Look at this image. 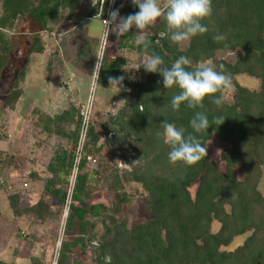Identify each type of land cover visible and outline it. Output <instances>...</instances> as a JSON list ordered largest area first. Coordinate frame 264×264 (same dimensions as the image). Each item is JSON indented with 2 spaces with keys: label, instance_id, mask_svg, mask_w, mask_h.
I'll return each instance as SVG.
<instances>
[{
  "label": "trees",
  "instance_id": "trees-1",
  "mask_svg": "<svg viewBox=\"0 0 264 264\" xmlns=\"http://www.w3.org/2000/svg\"><path fill=\"white\" fill-rule=\"evenodd\" d=\"M127 1L116 0L114 6L122 17L138 9ZM80 3L81 0H0V78L8 56L17 48L14 37L9 39L7 32H15L17 25L27 20L51 32L49 23L57 22L64 13L67 20L72 19ZM203 23L207 33L193 37L182 50L180 44L169 39L161 16L147 28L148 53L160 55L169 67L180 56H186L192 61V70L201 62L214 60L218 51L241 50L242 57L234 63L213 61L217 70L224 65L234 90L231 100L223 99L219 108L206 97L202 109L182 104L173 111L171 100L179 89L164 88L159 73L143 68L138 71L140 80L128 81L122 59H103L99 85L110 88L108 78L122 76L123 89L118 91L125 102L117 117L88 127L85 149L100 152L104 148L101 138L112 133V144L127 145L125 152L144 163L140 160L132 171L114 170L104 177L106 190L114 198L113 204L107 206L89 203L91 174L85 158L81 161L64 227V236L71 239L62 240L56 264H82L75 259V249L83 252L87 248L92 249L94 264H264V196L258 190L264 167V0H212V16ZM217 34L226 39L217 42L213 39ZM135 35L134 30L122 35L120 48L132 46ZM136 48L144 55L143 45L137 43ZM42 52L41 37L36 36L29 46L28 58ZM26 66L24 63L17 71L11 89L5 93L4 103L10 110L20 98L19 84ZM240 76L257 80L258 87L241 85ZM196 111L208 116L211 127L205 132L194 133L190 128L189 121ZM220 116L225 118L224 123L215 125L213 119ZM81 119L78 109L70 105L60 114L45 116L41 126L48 135L68 139L74 146ZM163 121L185 128L186 134L196 135L205 147L211 139L227 145L220 156L223 167L208 154L193 166L171 163L169 146L157 136L163 131ZM69 126L74 129L68 130ZM3 138L0 134V143ZM9 159L0 149V170L8 166ZM73 160V152L58 145L46 165L49 176L44 179L42 193L60 206L66 203ZM29 177L42 181L35 172ZM127 183L143 188L144 212L150 215L144 223L129 226L124 215L131 200ZM193 185L197 186L194 195L190 192ZM6 199L15 216L48 213L49 206L42 200L22 209L19 194H9ZM240 236H245L243 242L232 249L234 238ZM0 264L11 263L0 259ZM31 264L42 263L33 257Z\"/></svg>",
  "mask_w": 264,
  "mask_h": 264
},
{
  "label": "rangeland",
  "instance_id": "rangeland-1",
  "mask_svg": "<svg viewBox=\"0 0 264 264\" xmlns=\"http://www.w3.org/2000/svg\"><path fill=\"white\" fill-rule=\"evenodd\" d=\"M65 17L66 14L64 13L60 20L65 19ZM70 25L71 24H65L64 30L72 29ZM55 27H53L51 31L57 34L61 28L59 27L60 29L57 31V27ZM92 27V30L95 31L92 32L98 37V43L94 51L93 59L89 65H87V63H89L87 61L81 65L84 58L76 60V57L79 55L78 52L76 53L75 49L77 41L72 43V48L70 49L72 52L68 53L70 56L68 61H71L68 62V64L70 63V66L75 65V69L72 68L71 71H68V65L58 68L54 64V60L51 65L49 63L51 81L56 82L54 87L61 96V99L57 100V102L59 101L61 104H57L56 106L49 105L51 113L63 111L67 103L75 105L79 112H82L86 107V99L90 94L93 78L95 76L92 72L100 53V39L102 36L101 24L98 28L96 24H93ZM60 31L58 34H60ZM145 31L148 36V29ZM38 32L40 33L37 34ZM6 35L9 39L14 37L17 48L8 56V62L4 66L0 78V134L4 136L0 144V149L5 151L10 158L8 160V166L0 170V259L11 264H31V258L35 257L38 258L42 264H56L55 253L58 242L71 239L64 236L65 220L68 211L66 212L65 205L60 206L51 196L42 193V190L44 179L49 176L46 171V165L55 147L61 145L74 154L75 145L73 146L68 139H61L56 135H48L42 130L41 121L48 115L42 113L39 108L33 111H31V109L24 110L20 105L16 106L15 104L13 110H10L5 105V95L11 89V84L15 79L17 71L26 63L28 48L31 42L36 36L44 38L45 31L43 32L41 30V27L36 21L27 20L25 22H20L15 32H7ZM121 37L122 36H117L115 32H110L108 37L109 44L104 46L101 55L102 61L106 57L108 59H122L125 65V78L128 81L140 80L142 76L138 75V71L144 68L142 65L145 62V56L137 52V36L135 35L132 46L128 45V48H120ZM160 37L162 36L160 35ZM50 39H52V36L44 38L42 44L43 46H49L51 50L53 49L51 48L53 41ZM187 46L188 42L180 44L182 50L186 49ZM48 55H50V53ZM241 57V50L233 52L218 51L215 54L214 60L211 61L222 59L228 63H234ZM37 63L38 62L35 60V67L33 66L31 68V72L27 78V85L30 79L33 83H39L40 81V79L38 80L40 76L38 72L39 69H37L38 67L36 66ZM70 74L72 77L75 76L78 81H87V91L83 99H79L78 97L79 90L76 89L73 92L64 85V82L68 80ZM238 81L241 85L252 89H256L259 84L257 80L250 79L246 76H240ZM20 86L21 83L19 84V87ZM233 91V89L228 91L224 95V99L231 100ZM128 92L129 90L126 89L125 93ZM96 96L97 99L90 114L91 126L101 125L102 122H107L109 119L117 117L123 103L117 105L123 98L115 86L104 88V90H96ZM46 105L48 106V104ZM73 129V126H69L68 128L70 131ZM113 139L114 134L107 133L105 138L103 137L101 139L104 148L100 152H88L85 149L86 155H90L97 159L96 164L88 163L85 160L87 163L86 169L91 174L89 185L92 189V193L89 203H102L111 206L114 202V198L113 194L106 190V185L103 181L104 177L114 170L132 171L133 166L137 165L140 160L141 163H144L143 159H136L132 155H129L127 151L125 152L124 149L128 147L127 145L112 144ZM226 146L227 145L215 139H211L206 144L207 154L211 160L221 168L223 167L220 161L221 151ZM32 171L41 174L42 181H32L29 177V173ZM238 173L240 175V171ZM71 176L70 173L66 184L68 193L73 182ZM24 183L27 184L26 188L23 186ZM196 189V185L190 188L192 195L195 194ZM126 190L131 195L130 203L124 209V215L128 217L129 226L144 223L150 218V215L144 212L142 186L136 183H127ZM258 190L264 196V167L262 168V176L258 184ZM15 193L20 196L19 203L22 209H27L39 200H42L49 206L48 213H42L41 216H36L32 213L15 216L10 210L6 199L7 195ZM244 237L245 236L234 238V243L231 246L232 249L241 244ZM75 252L77 254L75 259L79 260L82 264H94L91 248H87V250L83 252H79L78 249H75Z\"/></svg>",
  "mask_w": 264,
  "mask_h": 264
},
{
  "label": "clouds",
  "instance_id": "clouds-1",
  "mask_svg": "<svg viewBox=\"0 0 264 264\" xmlns=\"http://www.w3.org/2000/svg\"><path fill=\"white\" fill-rule=\"evenodd\" d=\"M139 11L127 16H120L119 9L110 11L108 19H101L103 28V43L109 44L110 32L117 36L127 34L131 29L137 30V43L143 45L145 62L143 67L146 72L159 73L163 80L164 88L176 87L179 89L171 100V108L178 111L182 104L189 109L203 108L205 98H211V102L221 107L224 95L233 89L230 74L226 73L224 65L217 66L211 61L201 62L192 70V61L186 56H180L171 66L165 65L163 58L155 53L149 54V42L146 29L154 24L158 18L164 17L169 39L174 44L190 42L193 37L207 33L208 27L205 20L212 16V0H167L166 8L162 9L159 0H131ZM96 17L92 21H95ZM217 42L226 39L223 34L213 37ZM102 68V57H97L92 73L95 75L93 90L87 96L86 109L91 113L97 99L96 90H104L99 83V72ZM109 85L115 86L119 91L123 89V77H109ZM125 102L121 100L117 103ZM225 121L223 116L215 117L213 123L222 125ZM190 128L194 133L207 131L211 125L208 116L203 111H196L189 121ZM162 132H157L166 145L169 146L168 159L171 163H183L193 166L207 155V147L192 133L186 134V129L177 127L174 123L163 121ZM102 139V138H101ZM211 143V142H210ZM209 143V144H210ZM240 179V178H237Z\"/></svg>",
  "mask_w": 264,
  "mask_h": 264
},
{
  "label": "crops",
  "instance_id": "crops-1",
  "mask_svg": "<svg viewBox=\"0 0 264 264\" xmlns=\"http://www.w3.org/2000/svg\"><path fill=\"white\" fill-rule=\"evenodd\" d=\"M159 2L161 4L162 9H164L167 5V0H159ZM127 3L132 4L131 0H128ZM137 11H139V9H137ZM100 13H101V6L97 0H81L80 6L72 19L67 20L65 17V19H61V20L59 19L60 22L58 20L57 22L49 23V27L53 28L56 26L57 28L56 27L55 28L57 31L61 28L60 29L61 31L59 30L60 34H58L59 31L58 33L56 32L57 34H54V32L52 31L51 32L45 31L44 38L48 36H52V39L50 40L53 41L51 47L53 49L50 50L49 46L47 47L44 45L43 48L45 47L46 49L44 48L43 52L40 54H31L28 58V53H27L28 60H26V63L27 62L28 63L26 66L24 78L20 86L21 95L16 103V106L20 105L24 110L31 109V111L39 108V110L42 113L50 117L62 113L64 110L69 108L70 105L75 107V105L67 103L66 104L67 108L65 107L63 111H60L58 113L50 112L49 105L56 106L57 104H61V102L59 101L57 102V100L61 99V96L54 87V84L56 82L51 81L50 78V74H49L50 65L53 63L54 60V64L58 68L68 65L67 66L68 71H71L72 68L75 69L76 68L75 65L70 66L69 65L70 63L68 64V62H71L68 61L70 58L68 53L72 52L70 49L72 48V43L75 41H77L76 42L77 44L75 45L76 53L78 52L79 54L76 57V60L77 59L81 60L82 58H84V60H82L83 62L81 63V65L85 61L89 62L87 63V65L91 63V60L93 59L94 56V51L98 43V37L96 36V34L92 32L94 31L92 30L93 28L92 26L93 24H96L97 28L100 26ZM94 17H96V20L92 21ZM65 24H71L70 26H72V29L64 30ZM131 30H134L137 33V30L135 28ZM39 33L40 32H38L37 34ZM44 38H41V41H43ZM49 53L50 55H48ZM35 60L38 62L36 64L38 68L37 67L36 68L39 69L38 72L40 77L38 78V80L40 79V81L39 83H33L30 79L29 84L27 85V78L29 73L31 72V68L34 66ZM86 84H87L86 80L78 81L76 80L75 76L72 77L71 74L68 80L64 82V85H66V87H68V89L72 90L73 92L76 89L79 90V95H78L79 99H83L86 95V91H87ZM45 103L48 104V106ZM35 173L39 177H41V174H38L37 172ZM31 180L34 182H39V180H33V179Z\"/></svg>",
  "mask_w": 264,
  "mask_h": 264
},
{
  "label": "built area",
  "instance_id": "built-area-1",
  "mask_svg": "<svg viewBox=\"0 0 264 264\" xmlns=\"http://www.w3.org/2000/svg\"><path fill=\"white\" fill-rule=\"evenodd\" d=\"M99 4L101 6L100 24H101V27H102V36H101V39H100L101 41L100 42H101L102 46L100 45L101 49H100V53H99L98 57H101L102 52L104 50V46H105V44L103 43V28H104V26H103V24L101 22V19H108L109 18L110 11L114 10L115 0H100ZM94 80H95V76L93 78V81ZM92 90H93V84H92V88L90 90V93L92 92ZM80 114H81V118L82 119H81V124H80V127H79L78 139H77V142H76V144L74 146V160H73V166H72V170H71V175H72L71 179H72L73 182H72L71 187L69 189V193L67 195V199H66V203H65L66 212L68 211V208H69L73 187H74V184H75L76 176H77V173H78V168H79V165H80L81 161L85 158V160L88 163H91V164H96L97 163V159L96 158H94V157H92L90 155H86V153H85L86 134H87V131H88V127L90 126V114L91 113L89 114V112L87 111V109L85 107L84 110L82 112H80ZM23 186L26 188L27 184L24 183ZM60 245H61V241H59L58 245H57V249H56V253H55V262L57 261Z\"/></svg>",
  "mask_w": 264,
  "mask_h": 264
}]
</instances>
